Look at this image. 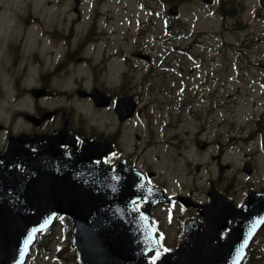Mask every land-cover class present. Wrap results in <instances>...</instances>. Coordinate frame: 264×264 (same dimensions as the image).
<instances>
[{"label":"rangeland","instance_id":"obj_1","mask_svg":"<svg viewBox=\"0 0 264 264\" xmlns=\"http://www.w3.org/2000/svg\"><path fill=\"white\" fill-rule=\"evenodd\" d=\"M48 1L50 6L45 5ZM175 5L179 6L178 15H169ZM73 7L74 0H0V80L6 92L0 104L2 119H9L13 112L11 74L4 63L13 12L31 8L52 13L50 18L66 19L68 31L76 18ZM82 12L83 29L87 14L95 20L98 15L100 29L95 21L85 32L82 29L80 55L85 60L80 65L67 63L57 76L80 78L76 85L125 89L142 97V115L127 125L123 142L130 155H139V165H148L172 184L182 178L183 170L191 171L200 179L197 195H204L209 181L218 184L219 179L222 185L232 184L243 201L248 188L264 189V0H237L235 4L229 0L215 8L201 0H82ZM91 26L97 44L84 46L93 37H86ZM145 49L153 54L150 64L133 57L134 52ZM61 55L62 51L57 52L55 58ZM31 71L39 73L34 68ZM143 80L148 81L145 87ZM210 80L224 85L215 106L207 95L208 84L213 83ZM222 103L226 106L218 107ZM80 108L86 112L87 123L94 119L90 107ZM178 116L184 123L163 133L164 126L177 121ZM184 126L185 133L180 135ZM184 136L188 141L198 136L210 143L206 152H194L188 160L202 165L200 174L171 156ZM152 138L153 144L146 146ZM261 149L262 153H255ZM247 162L254 166L252 175L244 172ZM64 226L61 223L51 233V251L35 247L29 264H75L71 227ZM260 242L264 243V233ZM59 248L63 258L57 257ZM262 248L257 246L261 252ZM246 264H264V253L249 258Z\"/></svg>","mask_w":264,"mask_h":264},{"label":"water","instance_id":"obj_2","mask_svg":"<svg viewBox=\"0 0 264 264\" xmlns=\"http://www.w3.org/2000/svg\"><path fill=\"white\" fill-rule=\"evenodd\" d=\"M170 11L177 13V6ZM90 95L98 106L107 104L104 92L95 89ZM132 101L129 96L118 103L124 117L132 116L136 107ZM31 140L44 149H26L24 139L11 137L0 155V264L25 263L38 234L49 229L59 215L73 221L72 245L79 264H153L148 254L162 247L151 225L150 209L161 200L174 199L161 196L128 161L121 160L114 167L103 163V143L89 139L80 149L69 145L64 151L58 137ZM10 164L13 169H8ZM245 170L251 173V165ZM210 193L212 204L206 206L189 198L180 200L195 204L209 222L230 206L222 196ZM140 200L146 202L142 212L135 208ZM239 212L240 220L226 241L213 248L202 239H190L187 227L180 249L164 251L155 264H241L264 224V192H250Z\"/></svg>","mask_w":264,"mask_h":264},{"label":"flooded vegetation","instance_id":"obj_3","mask_svg":"<svg viewBox=\"0 0 264 264\" xmlns=\"http://www.w3.org/2000/svg\"><path fill=\"white\" fill-rule=\"evenodd\" d=\"M45 5H50V3L47 2ZM81 7L80 3L78 8H73L76 19H74L72 27L68 31L65 27L66 19L50 18L54 15L52 13H35L30 8L25 12H20L16 8L17 13L13 12V30L10 32L9 51L7 50L9 54L7 64L11 74L9 80L13 86V116L5 120L0 117V154L6 148L10 136L53 135L58 131H66L68 135L76 140L78 147L83 145L84 138H94L98 141L108 142L111 149L103 160L110 166H114L120 158H127L132 161L135 167H138L144 173H148L152 170L151 167L146 164L139 165V155L137 157H134V154L130 155L125 149L127 145L123 143L124 136L128 131L127 125L134 118L122 120L115 110L117 99L130 94V91L121 90L119 92L95 84L86 88L80 85L72 86V84L76 85L77 81L81 79L76 78L77 80H74L75 77L66 75L64 78L63 76H57L60 69H64L67 63V66H73L74 61L77 65L82 64L83 58L80 55L82 49L81 34L95 19L89 15L83 29ZM90 35L93 37L88 38L83 44L84 46L96 44L97 37L94 35V26L89 27L86 37ZM60 51H62L61 57L55 58L56 53ZM33 68L39 72L37 75L32 73L31 69ZM94 87L107 92V95L111 98L109 105L99 107L94 103L92 97H82L78 93L81 88L90 91ZM218 93L220 92L208 94L209 99L221 100ZM5 95L6 92L2 88L0 80V104ZM137 99L139 102L137 114H141L142 97L137 96ZM215 104L216 102H214ZM80 105L85 108L86 106L90 107L94 119L87 123V119L80 111ZM180 123H184L181 116H178L177 121L170 120L164 126L163 133L171 128H178ZM185 130L184 126L180 135L184 134ZM136 137L139 138L138 134H136ZM184 138L185 136L178 141L179 145L171 156L175 160L186 162L192 170L200 174L203 171L202 165L191 164L188 160L192 159L194 152H206L210 147V143L207 141L208 147L201 149L199 147L201 144L198 145L200 137L197 136L191 141ZM154 141L155 138H152L146 146L150 147ZM25 147L38 150L43 148L39 143L33 142H27ZM61 147L65 149L67 145L62 144ZM213 158L216 159V157ZM180 176L182 178L172 184L170 181L162 180L161 176L155 172V175L149 179V183L164 192L166 196H173L176 199L178 196L191 197L196 203L202 205H208L211 202L208 190L204 191V195L203 193L197 195L196 192L201 190L197 185L200 179L194 176L191 171L183 170ZM208 186L213 187L217 193L227 197L228 201L232 202L234 215L229 210L214 215L218 222L213 221L215 227L212 233H209V230L206 229L208 223L196 206H187L178 199L176 202H161L152 209L151 214L158 241L164 247V250L174 252L179 249L184 241L187 222H193L194 225L198 226L199 231L202 233L201 238L210 240L207 242L213 244V248L214 245L228 239L232 227H235L240 220L241 213H238V209L241 207V200L237 198L232 184L222 185V180L219 179L218 184L209 181ZM248 190H251V187L246 190V193ZM137 207L139 210H144L145 202H137ZM263 233L264 226L255 236L249 254L254 247L256 249ZM260 250L257 249L256 253H251V255L257 256L261 252ZM157 253H159V259H161L163 256L161 252H153L150 255L156 257ZM159 259H156V261Z\"/></svg>","mask_w":264,"mask_h":264},{"label":"snow or ice","instance_id":"obj_4","mask_svg":"<svg viewBox=\"0 0 264 264\" xmlns=\"http://www.w3.org/2000/svg\"><path fill=\"white\" fill-rule=\"evenodd\" d=\"M141 187H143V185H141ZM156 259H159V253H157L156 257H154L153 264H155Z\"/></svg>","mask_w":264,"mask_h":264},{"label":"bare ground","instance_id":"obj_5","mask_svg":"<svg viewBox=\"0 0 264 264\" xmlns=\"http://www.w3.org/2000/svg\"><path fill=\"white\" fill-rule=\"evenodd\" d=\"M255 153H262V150H256Z\"/></svg>","mask_w":264,"mask_h":264}]
</instances>
